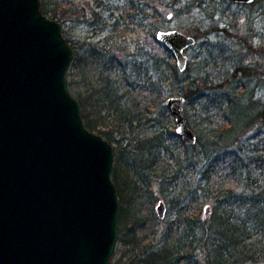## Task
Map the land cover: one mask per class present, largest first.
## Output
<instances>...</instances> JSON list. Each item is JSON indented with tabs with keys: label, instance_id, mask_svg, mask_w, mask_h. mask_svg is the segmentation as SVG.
I'll return each mask as SVG.
<instances>
[{
	"label": "water",
	"instance_id": "1",
	"mask_svg": "<svg viewBox=\"0 0 264 264\" xmlns=\"http://www.w3.org/2000/svg\"><path fill=\"white\" fill-rule=\"evenodd\" d=\"M41 5L0 0V264H117L114 149L85 124L67 77L74 49ZM156 37L185 71L197 39L177 28ZM185 101L171 95L166 106L176 134L193 146ZM155 210L165 218V200ZM211 212L207 204L204 216Z\"/></svg>",
	"mask_w": 264,
	"mask_h": 264
},
{
	"label": "trees",
	"instance_id": "2",
	"mask_svg": "<svg viewBox=\"0 0 264 264\" xmlns=\"http://www.w3.org/2000/svg\"><path fill=\"white\" fill-rule=\"evenodd\" d=\"M149 1L135 2L133 9L145 12ZM53 3L55 6L51 8L43 3L42 11L62 24L71 11L76 14L74 17L80 16L76 7L68 6L67 0H54ZM155 31L152 38L155 47L148 51L142 46L139 49L140 55L125 54L117 58L115 51H105L104 46L99 47L97 44L91 46L86 62L98 65L100 72L97 84L92 85L80 103L85 124L89 129L96 128V125L112 128L111 131H101L109 140H114V133L120 136L118 140L123 142V146L119 148L134 164L130 169L133 178L131 173L126 174L116 168L113 179L117 185L119 201L129 203L130 210L135 207L132 205V197L124 199V190L121 189L123 183L119 176L121 172L128 179H140L138 183H142L144 188H151L153 178H158L164 193L168 190L166 182L174 184L178 180H185L188 183L191 180L190 185H194L197 180L195 171L205 167L202 164L205 156L210 165L200 172L199 179L206 181V184L198 182L199 186L183 189L176 195V188L169 191L173 196L168 201L178 208V221L183 222L182 230H177L179 224L178 227L172 226L170 235L163 242L158 246H147L130 263L203 264L194 254L198 248L206 254L205 264H264V185L258 189L251 188V193L245 197L243 193H238L237 188L226 186L229 179L240 174L243 168L237 164L239 152L232 145L241 139L253 122L242 123L238 117L232 118L230 112L226 111L228 126L223 130L210 132V136H199L198 144L193 146L182 141L175 132L173 116L166 106L167 98L171 95H184L185 102H188L195 95H206V89H213L216 85L212 78L199 75L188 76V81L182 85L184 76L189 73V64L185 71H180L173 62V53L158 41ZM210 32V29L205 31L207 34ZM191 35L196 39L202 37L200 32H192ZM66 39L74 49V63L79 48L69 38ZM248 69L251 70L247 65L238 67L240 71ZM83 105L87 106L93 119L87 117ZM221 155L223 158L219 159ZM168 171L173 173L171 179L166 176ZM126 183L132 186L127 178ZM209 188L216 193L212 198L214 207L208 220H204L201 209L210 197ZM192 203L194 207L190 206ZM128 215L130 222L136 226L139 223L138 217L133 218L130 213ZM118 217L119 223H122L124 214L119 212Z\"/></svg>",
	"mask_w": 264,
	"mask_h": 264
},
{
	"label": "rangeland",
	"instance_id": "3",
	"mask_svg": "<svg viewBox=\"0 0 264 264\" xmlns=\"http://www.w3.org/2000/svg\"><path fill=\"white\" fill-rule=\"evenodd\" d=\"M67 1L69 7H76L80 13L77 18L74 17V11L69 12L68 19L64 24L61 23L63 35L79 48L75 59L77 61H72L67 77L70 91L80 103L82 98L88 95L92 85L97 84L100 72L98 65H89V62H86L93 44L104 46L105 51H115L117 58H122L125 54L140 55L139 49L142 46L151 51V48L155 47L152 38L154 30L156 33L158 31L157 27L177 28L190 35L192 32H200L202 37L187 50L189 73L182 78L181 84L188 81V76L199 75L212 78L216 86L206 89V95H195L184 103L183 109L189 118L188 123L199 137L210 136V132L215 133L228 126L226 111L230 112L232 118L238 117L242 123L253 122L242 134L241 139L232 145V148L239 152L240 159L237 164L243 166L240 173L242 175L237 173L233 179H229L226 186L237 188L238 193H243L245 197L251 193V188L258 189L260 185H264V0H259L254 5L230 0H150L145 12L133 9V4L141 0ZM53 2L54 0H41L42 5L44 3L50 8L55 6ZM99 4L102 6L99 7ZM208 29L211 32L207 34L205 31ZM172 58L176 63L174 56ZM138 59L142 61L141 58ZM243 65L250 66L251 70H238V67ZM83 108L87 117L93 119L87 106L83 105ZM173 123L176 128L175 121ZM91 130L109 140L101 131H111L112 128L96 125V128ZM119 137L114 133V140H109L114 149L113 171L117 168L128 174L132 172L130 169L134 164L127 159L125 152L120 150L123 142L118 140ZM202 164L205 167H199L195 171L197 180L194 185H190L191 180L188 183L185 180H178L174 184L166 182L168 190L164 193L158 178H153L151 188H144L142 183H138L141 182L140 179H132L133 183L120 173L124 199L132 197V205L135 208L130 210L129 203L120 201L119 212L124 214V221L119 223L118 242L112 257L115 263L131 264L130 260L135 255L140 256L147 246H158L163 242L170 235L172 226L178 227L179 224L177 230H182L183 222L178 221V208L168 201V198L173 196L169 191L176 188V195L183 189L206 184V181L199 179L200 172L210 165L206 156ZM168 173L166 176L171 179L173 173ZM130 176L133 178L132 173ZM126 178L132 186L126 183ZM212 190L210 189V197L201 209L204 220H208L210 216H204V207L207 204H210L212 209L214 207L212 198L214 199L216 193ZM160 199L165 200L168 207L167 215L163 219L158 217L155 210ZM192 205L194 207V203L190 206ZM129 213L133 218L138 217L139 223L136 226L130 222ZM194 254L203 264L206 263L203 249L196 248Z\"/></svg>",
	"mask_w": 264,
	"mask_h": 264
}]
</instances>
